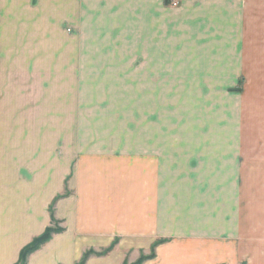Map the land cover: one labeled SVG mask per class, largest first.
<instances>
[{
    "label": "crops",
    "instance_id": "obj_1",
    "mask_svg": "<svg viewBox=\"0 0 264 264\" xmlns=\"http://www.w3.org/2000/svg\"><path fill=\"white\" fill-rule=\"evenodd\" d=\"M35 2V23H55L57 0ZM63 4L62 19L73 27L59 46L66 83L116 84L104 71L125 63L119 52L126 49V82L135 84L139 75L143 100L159 103L145 114L156 118L162 138L169 131L163 127L165 111L181 115L185 119L171 118V125L175 133H196L181 141L193 149L194 160H243V169L232 189L230 173L183 172L162 156L61 160L55 150L50 154L47 145L61 146L64 136L53 133L55 119L41 131L39 118H64L68 132L67 102L74 99L57 95L49 79L57 67V46L49 44L56 30L40 26L30 50L7 45L2 24L12 0H0V264H17L20 251L51 225V205L63 232L26 264H77L87 252L93 254L86 264H125L152 253L141 264H264V0ZM109 39L115 46H105ZM109 54L115 62L103 63ZM25 85L31 88L25 91ZM235 96L243 108L229 103ZM172 99L206 100L211 107L185 114L161 107ZM147 127V144L157 140L162 148L161 135L153 141Z\"/></svg>",
    "mask_w": 264,
    "mask_h": 264
},
{
    "label": "rangeland",
    "instance_id": "obj_2",
    "mask_svg": "<svg viewBox=\"0 0 264 264\" xmlns=\"http://www.w3.org/2000/svg\"><path fill=\"white\" fill-rule=\"evenodd\" d=\"M35 1L12 0V5L9 6L8 12L6 13V24L4 21L2 26L7 29V45L10 46L17 43L19 44L17 46L24 47V50H30L31 45H33L32 41L35 38L34 35L33 37L31 36L32 34L37 35L39 33L37 30H39L40 26L44 29L54 28L56 30L55 37L52 38L49 44L57 46V53L55 54L57 67L53 68L54 75H50L49 79L54 81V89L57 95L60 93H68L71 94L72 98L77 100L71 99V101L67 102L70 104L72 111V116L65 118L66 121H71V129L67 127L68 132H65V127L62 126L64 118H39L41 131L46 129L48 123L51 124L48 121L49 119H55L57 130L53 133H58L61 137L64 136V139H59L60 141L64 140V142H59L61 146L57 145L59 143L56 144L57 146H54L52 143L47 145V150L50 152L53 151L50 154L53 155L55 150L57 158H62L61 160H145L150 155L153 156V159L156 156H162L163 160H168L169 166L178 163L180 168L185 169L183 172H208L209 174L219 172L230 173L232 179L231 187L232 189L236 187L237 173H240L243 169V166L241 167L243 160H194L191 155L193 149L186 148L181 144V141L195 139L196 133L190 129L175 133L176 125H171L170 121L171 118L180 121L185 119V117L181 115L176 117L168 111H165L162 122L163 127L168 126L169 131L167 136L162 138L163 133L160 134L161 129L159 125H156V118L150 117V114H153L155 109L160 107L159 103L157 106L153 101L145 102L143 100L144 86L142 84V77L139 75L136 76L135 84H127L126 82L129 79L126 67L128 56L126 49L119 52L121 57L120 61L126 62L118 65V68L104 71L112 74L113 78L110 80H113L116 84L74 85L68 84L70 80L66 83L62 68L63 54L59 50H61L60 48L64 44L65 34H69L65 29L72 30L73 27L65 23L62 19L63 0H57L55 6L56 26L53 21H45L40 24L39 22L35 23V15L38 14L37 8L35 7L37 2ZM59 17L60 19H58ZM57 21L59 22L58 26ZM74 31L78 30L75 29ZM114 33H117L116 30ZM117 41L120 42L121 46H127L126 39L117 37L115 42ZM115 42L109 39L105 46L113 47L115 46ZM30 56V53H25V58H30ZM95 56L96 54L93 57ZM112 57L113 55L109 54L106 59L101 58V61L103 63L112 60L115 62V59ZM49 70L51 72V68ZM24 72L26 78L28 75L26 70ZM140 72H142V69H140ZM94 73L100 75L102 70L98 69ZM117 74H120V76H117ZM76 80H79V78ZM15 88V85L8 86L7 91L14 92ZM30 88L28 85L24 86L25 91ZM235 97L229 103L235 108H243V99L239 96ZM165 105L168 106L169 110H178L180 114H185L186 110L190 111L191 109L195 111L206 110L211 107V102L206 100L188 101L172 99L162 102L161 107L164 108ZM146 109L148 112L151 110L148 116L145 114ZM149 124L152 127V140L154 141L155 135H161L158 140L162 141L163 147L165 146V148L157 147V140L151 147L147 144L148 131L150 129L147 126ZM163 140H166L168 145ZM47 142V133L45 132L40 141L41 152H43L45 147L42 143ZM169 169L171 168L169 167ZM218 183L221 184L223 182L219 181ZM53 226L60 227L57 223L53 224ZM137 261L130 262V260H127L125 264H136Z\"/></svg>",
    "mask_w": 264,
    "mask_h": 264
},
{
    "label": "trees",
    "instance_id": "obj_3",
    "mask_svg": "<svg viewBox=\"0 0 264 264\" xmlns=\"http://www.w3.org/2000/svg\"><path fill=\"white\" fill-rule=\"evenodd\" d=\"M50 216H51V225L47 227L44 232L38 237L34 238L28 245H26L19 253L18 263L17 264H26L27 259L30 255L40 249L41 246L46 244L51 240L53 235L59 234L63 232L61 227H55L53 224L57 223L53 217L52 205L49 208ZM162 243V241L156 242L153 246ZM92 252H87L83 255L81 260L77 264H86L87 259L92 255ZM153 257V253L149 257H141L136 264H141L143 261L148 260Z\"/></svg>",
    "mask_w": 264,
    "mask_h": 264
},
{
    "label": "built area",
    "instance_id": "obj_4",
    "mask_svg": "<svg viewBox=\"0 0 264 264\" xmlns=\"http://www.w3.org/2000/svg\"><path fill=\"white\" fill-rule=\"evenodd\" d=\"M176 4H173V6H175ZM67 32L69 33L70 32V29H67Z\"/></svg>",
    "mask_w": 264,
    "mask_h": 264
}]
</instances>
